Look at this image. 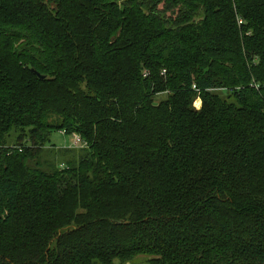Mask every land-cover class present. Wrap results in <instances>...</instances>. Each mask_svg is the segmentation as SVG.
Returning <instances> with one entry per match:
<instances>
[{"label":"trees","instance_id":"16d2710c","mask_svg":"<svg viewBox=\"0 0 264 264\" xmlns=\"http://www.w3.org/2000/svg\"><path fill=\"white\" fill-rule=\"evenodd\" d=\"M139 256L264 264V0H0V264Z\"/></svg>","mask_w":264,"mask_h":264},{"label":"rangeland","instance_id":"374dc122","mask_svg":"<svg viewBox=\"0 0 264 264\" xmlns=\"http://www.w3.org/2000/svg\"><path fill=\"white\" fill-rule=\"evenodd\" d=\"M194 105H195V107H199L200 102L197 103V99H196ZM50 143H52V145L54 144V146H58V147H62V148L74 147L73 146L74 145L73 144V136L64 134L61 131H55L52 133V135L50 137ZM96 264H99V263H96ZM127 264H129V263H127ZM130 264H149V263L146 261L145 256H139L135 260H133V262H131Z\"/></svg>","mask_w":264,"mask_h":264},{"label":"built area","instance_id":"2783aa9c","mask_svg":"<svg viewBox=\"0 0 264 264\" xmlns=\"http://www.w3.org/2000/svg\"><path fill=\"white\" fill-rule=\"evenodd\" d=\"M258 87V85H256V88ZM73 136V146L74 147H82L84 146L86 143L84 141H82V139L80 138V136L78 134H72Z\"/></svg>","mask_w":264,"mask_h":264},{"label":"bare ground","instance_id":"6f19581e","mask_svg":"<svg viewBox=\"0 0 264 264\" xmlns=\"http://www.w3.org/2000/svg\"><path fill=\"white\" fill-rule=\"evenodd\" d=\"M198 101H199V100H197V103H199V102H200V101H199V102H198Z\"/></svg>","mask_w":264,"mask_h":264}]
</instances>
